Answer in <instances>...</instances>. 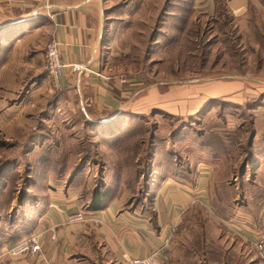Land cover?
I'll list each match as a JSON object with an SVG mask.
<instances>
[{
	"label": "rangeland",
	"instance_id": "rangeland-1",
	"mask_svg": "<svg viewBox=\"0 0 264 264\" xmlns=\"http://www.w3.org/2000/svg\"><path fill=\"white\" fill-rule=\"evenodd\" d=\"M175 2L104 3L102 75L110 85L118 84L135 94L128 95V99L133 98L124 105L125 116L119 117L120 121L118 116L107 123H100V117L87 120L88 113L81 109L76 92L54 88L48 77L50 83L44 95L25 106L27 116L20 126L22 130L14 135L10 130H0V162L10 164L5 173H15L6 181L3 176L0 179V219L9 214L21 224L17 210L22 206L23 216L34 209L35 198L42 197L40 191H54L56 186H71L81 198L104 187L122 208L145 207L163 177L156 167L158 161H163L162 153L174 152L176 162H190L194 170L202 162L201 135L214 133L228 137V148L235 147L236 156L217 164L215 181L207 188L211 207L230 215L246 202L250 208L259 205L251 169L244 178L237 170L240 156L236 147H247L244 132L251 129L248 120L253 123L254 115L247 116L246 126L239 130L243 111L223 102H260L262 109L257 114L264 115V0L246 18L228 16L221 23L215 21L219 16L210 15L212 9L197 8L193 11L194 27L188 23L184 28H178L174 18L176 9L171 5ZM214 88L228 92L212 97ZM145 90L152 92L146 96ZM198 97L204 104L201 110L192 105ZM132 100L140 101L137 105L141 106L134 108ZM147 100L153 103L147 104ZM252 127L255 131L254 123ZM217 142L215 138L210 140V147L219 148ZM259 145V138L254 139L253 146ZM148 152L157 159L150 169L149 163L148 168L142 163L145 159L147 163V158H142ZM49 158L53 161L45 168L49 180L40 188L29 172L34 166L27 165L24 170L22 160ZM221 183L226 187L219 186ZM5 187L13 189L5 192ZM187 214L175 233L166 264H221L220 245L207 244L206 240V235L217 234L220 229L205 217L204 206H195ZM3 225L7 229V222ZM250 256L255 258V253Z\"/></svg>",
	"mask_w": 264,
	"mask_h": 264
},
{
	"label": "crops",
	"instance_id": "crops-1",
	"mask_svg": "<svg viewBox=\"0 0 264 264\" xmlns=\"http://www.w3.org/2000/svg\"><path fill=\"white\" fill-rule=\"evenodd\" d=\"M105 2L0 0L1 131L10 130L13 135L17 130L21 131L20 126L26 121L27 102L44 95L49 87L44 55L46 45L51 41L57 43L60 61L65 64L60 89L76 92L81 109L88 113V118L100 117L102 119H97L100 123H107L117 116L116 119L125 116L124 105L133 98L128 99V95L135 94L128 93L118 84L110 85L107 77L102 75L100 40ZM171 6L176 9L174 18L179 22L178 28H184L188 23L193 25V11L197 8L212 9V16L217 15L221 6L227 15L236 20L246 18L252 9L260 8L261 0H177ZM80 65L83 66L80 71L73 70V66ZM229 91L233 93V89ZM151 92L145 90L144 93L147 96ZM225 92L228 91L214 88L211 96H222ZM145 102L153 103L149 100ZM131 103L134 108L141 106L137 105L140 103L138 100ZM223 103L240 111L242 108L247 110L245 106L250 104L249 101L231 100ZM192 105L201 110L204 104L198 97ZM260 109L261 103L258 102L245 114L254 115L256 141L264 136V115L257 114ZM168 112L174 115L173 111ZM200 150L202 162L199 161L194 170H191L190 162L183 164L190 177H162L151 191L152 198L145 207L125 209L117 199L111 198L104 207L92 210L85 207L84 199L78 197L71 186L40 191L42 197L35 198L34 209L31 208L23 216L22 206L17 210L21 220L30 225V233L40 236V251L30 257L2 255L0 264H128L129 260L149 255L155 250L162 251L167 263L175 233L183 218H187L189 210L199 205L205 207V217L220 229L217 234L206 235V240L207 244L220 245L221 264H264L253 247L257 234L264 229V161L251 170L253 188L259 191L256 196L261 200L259 205L250 208L246 202L230 215H224L213 210L212 199L207 192L209 183L213 179L215 181L217 164L224 158L212 157L202 147ZM158 170L161 172L162 169ZM35 180L42 188L49 178L45 176ZM82 210L85 212L84 221L67 222L69 215ZM15 218L13 228L18 225ZM3 224L0 221L2 231ZM2 239L1 250L18 241L17 238ZM227 240L228 245H225ZM249 253H255V258ZM228 256H232L230 261L226 260Z\"/></svg>",
	"mask_w": 264,
	"mask_h": 264
},
{
	"label": "trees",
	"instance_id": "trees-1",
	"mask_svg": "<svg viewBox=\"0 0 264 264\" xmlns=\"http://www.w3.org/2000/svg\"><path fill=\"white\" fill-rule=\"evenodd\" d=\"M226 15L227 14L225 13L224 9L221 6H219L218 7V13H217V16H219V17L215 21H217V23H219V22L221 23V19L225 20L228 18L229 15H227V16ZM225 22H226V20H225ZM224 25H226V23H224ZM217 104L223 105L224 103L222 104V102H218ZM245 107H247V110H246V108L241 109L243 111V116L241 118H243L244 121L238 127L239 130H242L246 126V124H244V122H245L246 117L249 115L245 116V114L247 113V111L249 112L250 109H254L256 107V103L255 104H246ZM219 109H220L219 115L221 116L222 108L219 107ZM86 119L88 120L89 118L86 117ZM93 120H94V118H93ZM248 124H250L251 129L244 132V134L247 135V137H245L247 147H236V151H238V156H240L239 160H238L239 164H237V170H238V173H241L243 178L247 174V173H245L247 168L249 170L250 169L253 170L258 165L259 162L264 161V136L259 139L260 140L259 146H253L255 131L252 127L253 123L250 119L248 120ZM214 138L217 139V141H218L217 143L220 146L219 148L213 149L210 147V145H209L210 140L213 141ZM200 141H201V147L206 149L212 157H218L219 156V157L226 159L227 161H231V159L235 158L234 157L235 147L228 148V146H230V144L227 142L228 137H224L218 133H214V134H209V135H201ZM151 153H153V152L144 153L145 156L142 158V159L147 158V163H146V159H145V162H142V163L147 168H148V166H146V164L148 165V163H149V169H150V165L152 166L151 162H155V160L157 161V159H154L153 154H151ZM162 155H163L162 156L163 161L162 162L158 161L156 167L158 169H162L161 175H163V177H165V176L190 177V175L186 172L184 165L183 164L181 165L180 163L176 162L174 152L165 151L164 153H162ZM166 157H168L169 159L166 160ZM51 159L52 158L22 160V162H24V170H26L28 168L27 165H29V167L34 166L32 170H30V168H29V172L34 174V178L40 179V178H43L45 176H49L47 173L48 171L45 168L48 167L51 162H53V161H51ZM238 161H236V163ZM9 165L10 164L8 162H3V161L0 162V179L3 176L4 178H2V179H4L6 181L7 180L6 178H11L12 176H14V174H15L14 171H10V172L5 173L9 167ZM59 165L61 166V163H59ZM4 173H5V175H3ZM149 173H151V171H149ZM71 180H73V177L70 179V181ZM219 186L226 187V184L222 183ZM101 188L99 187V189H94L87 198H85V196L82 198V200L84 199V201H85V207L87 209H92V210L100 209L101 207H104L106 205V203L111 199L110 190L108 188H104V187H101ZM8 189L6 188L5 192ZM11 189H13V188H11ZM11 189H9V191H11ZM0 221L7 222V225H8L7 229H5V227L3 226L2 227L3 231L0 230V244L3 240L2 238H4L6 241L10 240V239H14V238H17V240H19V239L25 238L27 236H30L32 234V233H30V228H29L30 225L28 224V222L26 220H24L21 224H18L16 228L12 227V225H14V218L9 216V214L7 216L2 215ZM0 250H1V248H0ZM219 255H220V253H219ZM222 261L223 260H221V262Z\"/></svg>",
	"mask_w": 264,
	"mask_h": 264
},
{
	"label": "built area",
	"instance_id": "built-area-1",
	"mask_svg": "<svg viewBox=\"0 0 264 264\" xmlns=\"http://www.w3.org/2000/svg\"><path fill=\"white\" fill-rule=\"evenodd\" d=\"M45 69L49 79L54 88H60L61 77L65 64L60 61L58 45L55 41H51L46 45L44 55ZM73 70L80 71L83 66H73ZM99 75L98 73H96ZM84 210L71 214L67 217L68 223L84 221ZM55 238V235H52ZM253 242L257 255L260 259L264 260V229L259 232ZM41 249L40 236L38 234H31L25 238L19 239L17 242L10 244L8 247L3 248L0 256H8L11 258H18L21 256L30 257L35 256ZM128 264H166V259L162 255L161 250H155L151 254L143 257H135L128 261Z\"/></svg>",
	"mask_w": 264,
	"mask_h": 264
}]
</instances>
